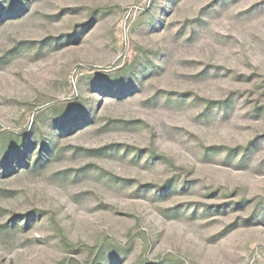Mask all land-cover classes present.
<instances>
[{
  "label": "rangeland",
  "instance_id": "374dc122",
  "mask_svg": "<svg viewBox=\"0 0 264 264\" xmlns=\"http://www.w3.org/2000/svg\"><path fill=\"white\" fill-rule=\"evenodd\" d=\"M0 264H264V0H0Z\"/></svg>",
  "mask_w": 264,
  "mask_h": 264
}]
</instances>
